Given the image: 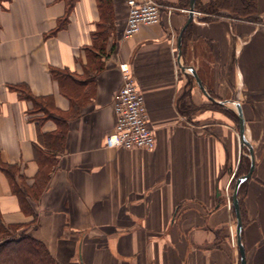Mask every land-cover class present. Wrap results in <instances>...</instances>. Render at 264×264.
Returning a JSON list of instances; mask_svg holds the SVG:
<instances>
[{"label":"crops","instance_id":"crops-1","mask_svg":"<svg viewBox=\"0 0 264 264\" xmlns=\"http://www.w3.org/2000/svg\"><path fill=\"white\" fill-rule=\"evenodd\" d=\"M157 1L159 22L126 38L125 0L0 4V163L14 170L10 184L0 169L1 220L24 225L56 264H240L227 203L239 127L182 64L242 112L255 165L241 243L245 264H264V0L255 21L195 7L180 59L190 0ZM123 63L152 149L105 147ZM11 185L39 190L23 201Z\"/></svg>","mask_w":264,"mask_h":264},{"label":"built area","instance_id":"built-area-1","mask_svg":"<svg viewBox=\"0 0 264 264\" xmlns=\"http://www.w3.org/2000/svg\"><path fill=\"white\" fill-rule=\"evenodd\" d=\"M125 2L127 17L123 37L132 36L143 25L159 22L162 5L157 0H125ZM120 69L123 82L114 94L115 123L113 129L105 135V147L152 149L155 145V138L147 125V108L143 94L127 65L120 64ZM227 203L229 205L228 193ZM230 234L233 240V227H230Z\"/></svg>","mask_w":264,"mask_h":264},{"label":"trees","instance_id":"trees-1","mask_svg":"<svg viewBox=\"0 0 264 264\" xmlns=\"http://www.w3.org/2000/svg\"><path fill=\"white\" fill-rule=\"evenodd\" d=\"M5 0H0V4ZM75 0H67V10L68 12L72 9ZM195 7H199L207 10L211 15L216 16L218 11L223 9H228L231 13V16L255 21L258 18L257 3L256 0H213L206 7L198 6L197 2ZM209 19L210 17H204ZM26 98H31L29 94H26ZM209 106L214 108H219L228 114L232 120L236 121L238 124V119L235 113L225 107H222L214 102L209 103ZM238 126V125H237ZM61 138V137H60ZM59 137L56 139H60ZM58 140L54 141L57 142ZM246 152V150L244 149ZM250 160L246 154H241L237 169L235 174L230 182V187L233 188L236 178L240 175L247 172L249 168ZM0 169L7 175L10 184H13L14 170L13 167L7 166L0 163ZM42 172V176L44 177ZM45 178V177H44ZM246 184L244 181L238 191V202L240 207L241 216L243 214V202L241 199V192L243 186ZM13 192L19 195L23 201L25 200L26 195L32 193L34 196L39 189H19L11 185ZM231 209L234 211L233 206ZM24 225L13 224L5 225L0 216V264H56L55 259L50 254L46 246L39 240L29 236L26 233Z\"/></svg>","mask_w":264,"mask_h":264},{"label":"water","instance_id":"water-1","mask_svg":"<svg viewBox=\"0 0 264 264\" xmlns=\"http://www.w3.org/2000/svg\"><path fill=\"white\" fill-rule=\"evenodd\" d=\"M194 10H195V0H190L188 17H187L186 23L184 24V26L180 32V35L178 37L177 48H178L179 59L181 57V49H180L181 34H182V31L185 30V28L189 25V23L193 19ZM181 69L183 71L189 72L194 77L196 83L198 84L200 89L203 91V93L209 98V100L221 105L222 107H225V108L233 111L235 113L237 119H238L240 148H241V150L246 148L247 153H244V154H246L248 156V158L250 160V164H249V168H248L247 172L240 175L238 178H236L233 189H232V193H231V202H232V205L234 208V213H235L236 242H237L239 252H240V264H245L244 249H243V246L241 243L242 220H241V213H240V207H239V202H238V191L240 189L241 184L245 180H247L248 178L251 177V174L253 172L254 165H255V159H254V154H253V148H252L251 144L246 140V137H245L244 118H243L242 112L238 106V103H236L234 101L231 102V101H227V100H223V99L214 98L205 90L200 78L198 77L197 73L193 69L187 68V67L183 66L182 64H181Z\"/></svg>","mask_w":264,"mask_h":264},{"label":"rangeland","instance_id":"rangeland-1","mask_svg":"<svg viewBox=\"0 0 264 264\" xmlns=\"http://www.w3.org/2000/svg\"><path fill=\"white\" fill-rule=\"evenodd\" d=\"M229 114V113H228ZM228 114H225L227 117H229V115ZM231 118V117H230ZM234 121V120H233ZM235 122V124H236V126L238 125L237 124V122L236 121H234ZM231 190H232V187L231 188H229V194L231 193ZM232 210V209H231ZM232 213H233V220H234V222H235V215H234V211L232 210ZM235 224V223H234Z\"/></svg>","mask_w":264,"mask_h":264}]
</instances>
